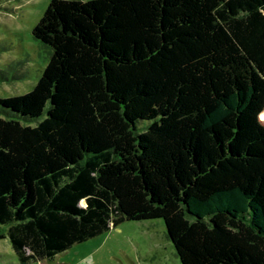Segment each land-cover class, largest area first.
I'll return each instance as SVG.
<instances>
[{
  "label": "trees",
  "instance_id": "obj_1",
  "mask_svg": "<svg viewBox=\"0 0 264 264\" xmlns=\"http://www.w3.org/2000/svg\"><path fill=\"white\" fill-rule=\"evenodd\" d=\"M31 35L47 64L0 97L18 264L151 219L181 264H264V0H50Z\"/></svg>",
  "mask_w": 264,
  "mask_h": 264
},
{
  "label": "rangeland",
  "instance_id": "obj_2",
  "mask_svg": "<svg viewBox=\"0 0 264 264\" xmlns=\"http://www.w3.org/2000/svg\"><path fill=\"white\" fill-rule=\"evenodd\" d=\"M50 0H0V97L29 92L48 54L32 37ZM86 1V0H82ZM259 116L264 124V108ZM260 113V114H261ZM0 264H18L7 238L0 239ZM30 264H181L161 219L123 221L77 243L52 259Z\"/></svg>",
  "mask_w": 264,
  "mask_h": 264
}]
</instances>
